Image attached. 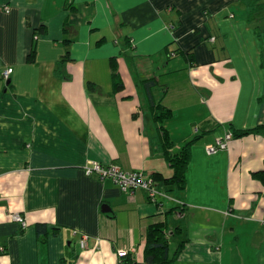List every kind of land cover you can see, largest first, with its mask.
I'll return each instance as SVG.
<instances>
[{"label": "crops", "instance_id": "1", "mask_svg": "<svg viewBox=\"0 0 264 264\" xmlns=\"http://www.w3.org/2000/svg\"><path fill=\"white\" fill-rule=\"evenodd\" d=\"M262 31L264 6L245 0H0V264H129L118 250L141 260L156 220L185 238L179 264H264V127L205 150L264 125ZM152 75L173 149L199 134L185 187L157 202L85 171L172 172L141 92Z\"/></svg>", "mask_w": 264, "mask_h": 264}, {"label": "trees", "instance_id": "2", "mask_svg": "<svg viewBox=\"0 0 264 264\" xmlns=\"http://www.w3.org/2000/svg\"><path fill=\"white\" fill-rule=\"evenodd\" d=\"M245 2L250 6L251 9H253V11L264 6V2L262 0H245ZM34 30L36 32H44L46 30V26L45 24H40L39 26L35 27ZM33 51V49L29 51L28 57L33 54ZM180 52L184 54L189 60H193V52L190 49L186 51L181 50ZM64 56H69L68 51L64 53ZM111 67L113 68L111 73L113 78L112 88L114 91H117L123 88V82L119 76V73L115 69V65L112 60ZM156 81V76L152 75L143 78L140 84L142 91L145 93L144 96L148 107L153 109V119L156 121V128L161 141L163 155L171 167L172 172L168 175H165L161 171L154 170L146 176H150L151 179L156 181V185L166 192L171 188L183 189L185 187L186 171L191 159V146L199 134L193 135L181 143L178 148L173 149L175 142L171 138L167 128L164 125L165 119L171 115V110L162 104L161 100L156 102L151 93V87L156 83ZM261 127H264V125H257L251 128L235 130L234 132L232 131V134L238 135L254 132L259 130ZM253 174L264 184V167L254 171ZM147 197L150 199L148 194ZM158 198H156L154 202H157ZM166 227L167 223L165 220L150 221L147 223L145 230L143 257L141 260H136L131 257L127 250L125 253L120 254L119 256L129 264H179L177 262V257L182 249L185 238L177 241L173 250L171 253H169V240ZM178 228L180 227L176 226L172 231L175 232ZM35 229L38 235L45 236L48 233V229L43 222L36 223ZM52 231H54V228H52ZM5 252L4 246L0 248V255L4 254Z\"/></svg>", "mask_w": 264, "mask_h": 264}, {"label": "built area", "instance_id": "3", "mask_svg": "<svg viewBox=\"0 0 264 264\" xmlns=\"http://www.w3.org/2000/svg\"><path fill=\"white\" fill-rule=\"evenodd\" d=\"M214 36H211L213 39ZM12 67L8 66L1 70V76L4 78L8 77ZM232 136L231 131H226L223 136L217 137L213 143L205 145L207 153H213L218 149L225 148L227 146V140ZM87 173L96 172L100 178H110L116 183L122 190L130 191L135 188H142L146 190L150 197V200L155 201L159 196H166L167 193L156 185V181L151 179L150 176L144 175L140 170L137 169H123L120 166L109 163L101 164L98 161H91L85 166ZM11 218L17 220L21 226L26 225V219L18 212H12ZM75 231V230H74ZM86 234H81L79 237V244L84 247L86 244ZM126 249H119L118 254H123Z\"/></svg>", "mask_w": 264, "mask_h": 264}, {"label": "rangeland", "instance_id": "4", "mask_svg": "<svg viewBox=\"0 0 264 264\" xmlns=\"http://www.w3.org/2000/svg\"><path fill=\"white\" fill-rule=\"evenodd\" d=\"M254 21L256 23V20H254ZM262 34H264V31H262ZM141 92L143 93V95H145V93L143 91H141ZM174 246H175V242H173L172 240H170V242H169V253H171V251L173 250Z\"/></svg>", "mask_w": 264, "mask_h": 264}, {"label": "water", "instance_id": "5", "mask_svg": "<svg viewBox=\"0 0 264 264\" xmlns=\"http://www.w3.org/2000/svg\"><path fill=\"white\" fill-rule=\"evenodd\" d=\"M103 208H102V210H107L108 208L106 207V206H102Z\"/></svg>", "mask_w": 264, "mask_h": 264}]
</instances>
